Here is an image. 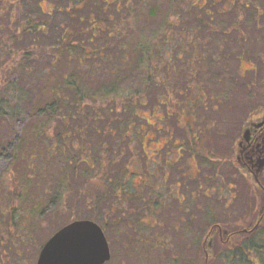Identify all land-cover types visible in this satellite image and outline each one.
<instances>
[{"label": "rangeland", "instance_id": "obj_1", "mask_svg": "<svg viewBox=\"0 0 264 264\" xmlns=\"http://www.w3.org/2000/svg\"><path fill=\"white\" fill-rule=\"evenodd\" d=\"M129 2V5L137 8L139 21L146 19L148 26L152 24L155 27L153 31L159 26L161 28L158 24L160 21L166 22L163 32L154 35L153 42V45L158 41L163 44L162 49L158 50L162 56L157 50L153 51L157 54L156 59L163 61L159 65V78L170 76L165 81L166 89L161 86L150 87L145 105L138 107L135 119L119 113L110 103L108 107L112 109L111 112L91 125L84 120L65 122L66 133L69 134L65 138L59 136L62 126L56 125V132L47 135L45 144L36 137L31 139L26 144L24 154H16L19 158L13 163L8 161V153L0 154V264H36L38 253L46 241L75 220H91L104 228L111 256L106 264H196L201 255L202 239L208 229L207 222L227 224L249 219L246 213L251 211L250 194L243 183H238L237 200L231 199L229 186L233 172L227 161L242 123L254 109L264 105V0ZM67 6L66 0L53 3V7L60 10L58 17L51 19L57 31H47L45 40L41 42L48 39L47 43H52L59 34V26H66L78 33L76 41H83L86 50L107 41L110 49L106 50V54L113 58L119 52L115 51L117 39L98 34L91 45L88 38L85 41L80 34L88 21L96 19L102 22L110 17L114 26H117L113 4L105 6L102 0H86L83 4H74L66 12ZM126 9L121 14L119 29L128 25L127 22L125 24ZM17 19L21 20L22 15L13 16L12 25ZM128 20L130 35L119 34L118 39L126 38V54L138 55L132 48L141 34L136 31L135 24L133 31L136 32L132 33L131 18ZM147 34L142 35L147 37ZM28 45L29 40L24 38L13 46L19 49ZM92 65L91 72H82L84 85L91 88L108 86L111 81L103 82V78L110 71L109 64H100L97 60ZM64 67L61 64L55 71H65ZM142 78L141 73L129 72L118 87L133 92L141 91L139 82ZM168 96L171 101L167 99L166 105L157 103L158 99L164 101ZM180 108L185 109L184 116L178 113ZM124 123H132V127L125 131L121 127ZM30 125L26 123L23 130L14 131L28 134ZM106 126L109 130H104ZM139 126L145 128L144 132H153L156 138L163 137L166 131L170 134L163 153H160L162 156L171 149L167 156L171 162L167 166L170 181L178 180L183 174L193 177H189L190 181L184 183L183 189H177L176 192L174 189L172 198L163 202L162 209L156 210L153 230L149 229L153 222L147 218L142 223L137 222L143 216L139 208L145 207L148 202L146 189L141 191L142 200H139L140 204L145 205L138 207V200L134 198L124 199L122 204L116 202L124 197L117 192L120 183L133 196L135 174L153 172V163L148 157L151 155L149 152L154 151V144L148 145L150 150L146 146L145 152L142 151L137 133ZM10 137L8 126L0 125V143L8 141ZM55 137L61 144L66 143L65 147L62 144L61 152L49 140ZM174 142L187 148L188 153L180 152L182 159L175 155L176 148L170 146ZM48 147L53 149L49 151ZM85 153H88L85 158L89 160L105 156L103 169L109 174L99 186L95 182L97 170H88L79 160L83 159ZM69 158L72 164L67 166L64 163ZM60 168H66L67 186L71 191L63 197L62 209L57 210L58 207H55L43 210L45 215L35 216L33 224L29 226V208L42 197L53 196L52 193H49L50 196L45 195L43 188H51L53 174ZM109 179L114 182H107ZM27 180L29 185L23 195L25 199L16 200L22 183ZM199 183L207 188L212 199H205V190L198 189ZM215 188L220 191V199L213 196ZM102 191L108 196L105 200L101 198ZM208 204L212 206L211 211L206 210ZM45 205L42 203L43 209ZM153 231L157 234L154 242L156 249L151 248L149 242ZM160 237L165 240V244ZM252 240L257 246L256 252L260 254L259 264H264V231ZM212 250L213 247H206L209 254ZM212 264L233 263L222 255Z\"/></svg>", "mask_w": 264, "mask_h": 264}, {"label": "trees", "instance_id": "obj_2", "mask_svg": "<svg viewBox=\"0 0 264 264\" xmlns=\"http://www.w3.org/2000/svg\"><path fill=\"white\" fill-rule=\"evenodd\" d=\"M43 1L46 2L45 5H43ZM55 1L0 0V125L6 124L11 130V140L0 143V154L8 153L7 159L11 163L15 162L22 153L24 154L26 144L31 139L34 140L36 137L39 142L45 144L47 135L51 132H56V125L57 127L62 126L59 136L65 138L69 135L66 133L67 124L65 122L67 121L84 120L85 123L91 125L102 120L103 115L110 113L112 110L108 107L110 103L113 104V108L115 106L116 111L119 113L127 114L130 118L135 119L138 107L145 105L144 101L146 100L148 89L158 86L166 89L165 81L170 78L169 75L164 79L159 78V65L163 61L162 59L157 60V54L155 55L153 51L157 50L159 52L162 49L161 47H163L162 41H158L156 45H153V42H155L154 35L163 32L166 22L160 21L158 24L161 25V28L159 26L153 31L155 27H152V24L148 26L146 19H144L145 21H139L138 13L136 12L137 8L129 5L130 0H102L105 6L113 4L117 17L114 21L117 22V26H114V22L110 17H107L108 19L105 18L106 21L103 20L102 22L96 19L93 22L88 21L80 34L85 38V41L88 38V43H92L91 45H93V40L96 39L98 34L104 35L106 38L114 37V39H117L115 51L119 52L113 55L112 58L108 57L109 54H106V50L110 49V46L106 43L107 41L100 46L86 50L83 48V41H76V37L79 36L78 33L66 26H59V34L53 39L52 43H47L48 39L41 42V40H45L44 36L47 31L55 29L51 19L58 17L60 12L58 8L53 7ZM66 1L69 6H67L65 11L68 12L74 4H83L86 0ZM124 8H128L125 11L127 12L125 24L127 22L128 25L119 29L118 26L121 22V14L124 12ZM26 9H30V11L27 12ZM19 14L22 15V19H17L16 23L12 25L13 16ZM42 17H46V19L44 20ZM154 17L152 16V18ZM129 18L132 21V33L138 31L139 35L141 34L140 36L136 34L138 38L135 37L137 39L135 46L132 48L137 51L138 55L126 54L128 49L126 38L118 39L119 34L123 36L130 35ZM4 19L6 20L4 21ZM108 23L110 25H107ZM134 24L137 26L136 31H133ZM55 31H57V28ZM146 32L148 36L144 37L142 34ZM24 38L29 40V45L19 49L14 48L13 45H17ZM160 54L161 56L163 55L159 52ZM97 60L100 64L102 62L107 63L111 67L108 75L103 78V82L104 80H110L111 82L108 83V86L87 87L84 85L85 81H83L82 72L84 74L91 72L94 66L92 64L96 63ZM61 64L65 66V71H55ZM78 72L79 74L77 75ZM129 72L141 73L143 77L139 82V87L140 89L142 88L141 91L133 92L128 88L122 89L118 87L121 79H125ZM110 100H114V102H110ZM157 103L159 105L167 104V102L159 99ZM179 110L180 116L186 114L184 108ZM25 122L31 124L28 134L22 135L14 131H19L21 128L23 130ZM129 123L121 124V127L127 131L132 127V123L130 125ZM146 124L150 126L148 122ZM142 129L144 130L145 128L140 127L138 128L139 132H137L140 143L143 139V132H140ZM104 130H109V128L106 126ZM49 140L53 147H56L60 152L62 151V146H66V143L61 144L58 137ZM51 149L48 147L49 151ZM86 151H83V153ZM87 154H83V159L79 160L85 164L88 170H97L98 174H95V182L99 186L109 174L103 169L105 156L98 157L96 160H89L88 157L85 158V155L88 156ZM75 160L77 161V158ZM64 164L68 166L72 164V161L70 158L66 159ZM65 172L66 168L57 169L53 174L54 179L51 188L48 189V186L43 188L45 195L48 194L50 196L49 193H52L53 196L51 198L42 197L31 206L32 208H29L28 212L31 215L28 221L29 226L33 224L35 216L42 217V215H45L43 210L46 211L55 207H58L57 210L62 209L63 197L66 194L68 195V191H70L66 180L67 172ZM107 182L111 183L114 180L110 181L109 179ZM28 185V180L22 183L19 196H17L18 199L16 200L23 201L25 199L23 195ZM117 192L124 195L122 200L117 199L116 202L118 203L123 202L124 199L127 200V198H134V195L131 196L130 193L123 189L121 183ZM100 195L102 200L108 197L103 191ZM42 203L43 205L48 203V205L46 204L43 209ZM262 231H264L263 227L248 238V240L252 241L250 245L244 242L238 244L236 248H231L228 243L215 244L214 255L206 264H212L222 255L228 257L229 260L231 259L233 264H259L260 254L256 252L255 248L257 246L254 245V240L252 239L258 237ZM241 240L244 241V237ZM200 247L201 255L196 264H205L202 245Z\"/></svg>", "mask_w": 264, "mask_h": 264}, {"label": "flooded vegetation", "instance_id": "obj_3", "mask_svg": "<svg viewBox=\"0 0 264 264\" xmlns=\"http://www.w3.org/2000/svg\"><path fill=\"white\" fill-rule=\"evenodd\" d=\"M169 98V96L166 97V100H164V102L168 103L167 99ZM169 100L171 101V99ZM158 130H161V128H159ZM141 131L143 132L144 136L140 143L142 151L145 152L146 146L154 144V151L151 150V152H149L151 155L148 157L153 163V172H139L135 174L134 199L138 200V207L145 205L140 204L139 200H142L141 191H143V189H146L149 197L147 198L148 202L145 207L139 208L143 216L139 217L137 222L142 223V221L147 218L149 221L153 222L149 226V229L153 230L155 225L154 219L156 210L158 208L162 209L163 202H166L167 200H170V198H172L174 189L175 192L177 189H183L184 183L190 181V178L192 179L193 177L189 176V178L186 174H183L180 175V180L178 179L174 182L170 181V174L167 166L170 165L171 162L169 161L167 156L171 149L167 150L164 155H160L161 152L163 153L164 147L169 141L168 137L170 136V134L168 133V131H166V134H164L163 137L156 138L153 136V132H144L143 129ZM146 136H148V138H146ZM149 146L147 148H149ZM170 146L176 148L175 155L177 156V158L182 159V154L180 153L181 151H185L186 153H188L187 148L183 144H176L174 142ZM150 149L151 148H149V150ZM229 154L230 155L227 162L230 163L229 165L231 171L233 172V180L229 186L231 199L233 198L237 200L239 184L243 183L245 188L247 189L246 191L248 192V194H250L251 211L246 213L247 215H249V219L241 223L221 224L220 222L215 221L207 222L208 229L206 230L205 237L201 242L203 249V260L205 264L209 261V259L213 257L215 244L228 243L231 248H236L238 244L244 242L245 244L250 245L252 241L248 240V238L257 233L259 229L264 225V105L260 106V108L258 109H254L247 117V119L242 123L240 132L235 138L233 145L229 150ZM155 168H159V170L157 171ZM158 182L160 183L159 185ZM140 184H143V187L142 185L140 186ZM185 189H187V187H185ZM198 189L205 190L203 192L205 199H212V196L207 192V188H203V185H200V183L198 184ZM213 193V196L220 199L219 189L215 188ZM211 207L212 206L208 204L206 210L211 211ZM108 217L109 215L107 216V218ZM103 229L104 228L102 227V231L105 236ZM80 233L81 232H79L78 234ZM81 235L82 234H80L79 236ZM243 237L244 241L241 240ZM156 238L157 234L155 233V231H153L149 237V242L151 243L150 247L153 249L157 248V245L154 243L157 240ZM160 240L165 244V240L163 238L160 237ZM106 241L109 251V242L107 238ZM210 246L213 247V250L209 254L206 251V247ZM110 257L111 256L109 251V260ZM107 262H105L104 264H106Z\"/></svg>", "mask_w": 264, "mask_h": 264}, {"label": "water", "instance_id": "obj_4", "mask_svg": "<svg viewBox=\"0 0 264 264\" xmlns=\"http://www.w3.org/2000/svg\"><path fill=\"white\" fill-rule=\"evenodd\" d=\"M108 260V245L101 228L83 220L53 234L42 246L36 264H104Z\"/></svg>", "mask_w": 264, "mask_h": 264}]
</instances>
